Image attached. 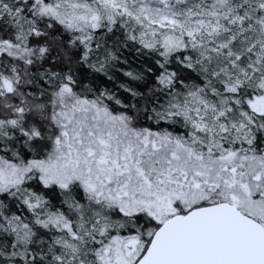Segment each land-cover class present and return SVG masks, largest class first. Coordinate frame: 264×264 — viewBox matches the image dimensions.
Masks as SVG:
<instances>
[{"label":"snow or ice","instance_id":"obj_1","mask_svg":"<svg viewBox=\"0 0 264 264\" xmlns=\"http://www.w3.org/2000/svg\"><path fill=\"white\" fill-rule=\"evenodd\" d=\"M0 264H264V0H0Z\"/></svg>","mask_w":264,"mask_h":264}]
</instances>
